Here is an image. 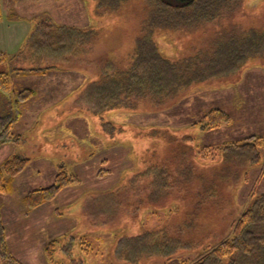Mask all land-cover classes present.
I'll return each mask as SVG.
<instances>
[{"label":"rangeland","instance_id":"1","mask_svg":"<svg viewBox=\"0 0 264 264\" xmlns=\"http://www.w3.org/2000/svg\"><path fill=\"white\" fill-rule=\"evenodd\" d=\"M44 3L46 9L29 13L30 21L36 20L33 24L46 18L91 33L70 52L48 56L49 49L36 50L27 41L15 55L20 60H14V66L24 71H18L10 87L33 92L18 106L23 119L17 132L26 131L27 139L0 148V165L15 154L29 158L23 172L13 179L11 191L0 193L12 252L25 264H50L44 252L47 242L72 235L76 237L75 264L80 260L83 264H183L229 237L234 221L255 195L264 193V144L259 163L233 166L224 176L218 174L223 170L224 154L215 147L241 142L252 134L264 136V50L234 74L194 83L166 105L153 107L141 101L138 109L115 107L95 113L80 99L85 85L107 70L129 68L153 6L148 0H128L117 8L108 5L98 15L97 0ZM231 5L220 17L192 29L155 28L158 50L178 60L207 47L220 35L240 36L251 30L264 34V0ZM45 67L49 69H32ZM215 107L229 112L231 122L203 130L201 118ZM31 132L41 139L44 150L34 148L38 141ZM186 138L192 139L186 142ZM185 142L195 146V154L183 149ZM162 166L171 173L185 168L186 175L170 177L166 193L152 202L149 172ZM61 167L80 182L64 187L51 201L25 215L23 196L53 184ZM210 183L218 186V192L204 195L203 204L196 206L195 188ZM102 192L108 197L98 195ZM147 231L165 233L174 242L180 241L181 247L169 259L152 256L131 263L116 258L120 238ZM85 248L88 255H84ZM56 255L63 256L60 249Z\"/></svg>","mask_w":264,"mask_h":264},{"label":"trees","instance_id":"2","mask_svg":"<svg viewBox=\"0 0 264 264\" xmlns=\"http://www.w3.org/2000/svg\"><path fill=\"white\" fill-rule=\"evenodd\" d=\"M126 1L128 0H97L96 11L98 15H103L104 9L108 5L114 4L117 8ZM148 1L153 7L145 20L147 25L145 33L136 41L131 55L132 64L126 70L119 72L118 68L107 70V73L105 72L101 77L85 85L80 99L95 113L115 107L138 109L141 101H147L153 107L166 105L167 102L176 99L183 89L194 83L234 74L245 61L257 52L264 50V34L251 30L240 34V36L220 35L207 47H201L195 53L178 60L165 57L160 53L153 39L155 28L163 30L192 29L212 18L220 17L223 14V9L229 3H232L231 7L234 8L241 0ZM90 33L89 30L57 25L50 19H43L31 33L28 46H32L36 50L49 49L48 56H55L58 51L70 52L77 42L86 41L84 38ZM0 59H4L1 52ZM108 67L111 68L110 65ZM32 69L46 70L49 67ZM19 70L24 71L23 68H18ZM10 84L8 75L0 72V91L14 93L12 98L15 104L19 105L31 97L32 89L17 91L10 87ZM20 116L21 111L16 108L14 116L2 125L0 143L20 141L21 134L13 131V124L19 120ZM231 120L229 112L215 107L204 114L200 123L203 130H211L218 128L223 123H229ZM191 139L186 138V142ZM186 142L183 144V149L189 148L195 154V146ZM263 144L264 136L252 134L241 142L215 147L216 150H222L224 154L223 170L218 171V174L227 175V172H232L230 168L233 166L243 167L247 164L259 163ZM213 154L215 155L216 152ZM28 163V157L15 154L0 165V193L7 194L11 191L13 179L23 172ZM162 167L163 169L156 168L149 172L152 174V178L148 196L152 202L155 198L166 193L171 183L170 177L179 176V179H182L181 177L186 175L185 168L179 173L176 171L171 173L170 170ZM78 182H80L78 176L68 173L61 167L53 184L31 190L23 196L24 214L27 215L41 204L51 201L64 187ZM114 191V193L118 192ZM113 192L108 193L112 194ZM217 192L218 186L212 183L199 184L195 188L193 200L197 201L196 206L200 207L204 202L202 198L204 195L214 196ZM108 193L102 192L98 195L103 196ZM107 197L103 196L104 199ZM139 200H141L139 204L145 202L141 198ZM1 214L0 210V264H25L10 250L6 237V225ZM75 238V236L68 235L64 238H53L47 242L44 252L50 264H75L73 263L75 261ZM179 242H174L165 233L147 231L135 236L120 238L116 244L115 255L117 259L131 263H138L142 259L152 256L169 259L181 247ZM81 244H85L84 247H87L85 242ZM58 249L63 254L60 258L56 255ZM84 250V255H88V249ZM82 262L83 260H80L79 264H83ZM183 264H264V193L255 195L251 204L234 221L232 234L229 237L215 245H209L195 260L186 259Z\"/></svg>","mask_w":264,"mask_h":264},{"label":"crops","instance_id":"3","mask_svg":"<svg viewBox=\"0 0 264 264\" xmlns=\"http://www.w3.org/2000/svg\"><path fill=\"white\" fill-rule=\"evenodd\" d=\"M0 2L2 7V18L0 19V52L4 55V59H0V65L4 66L0 72L6 73L11 81L14 78L17 79L19 76V65L14 66V64L15 61L18 62L20 58L15 57V55L19 54V51L22 50L24 43L28 41L37 24L41 20L46 19H38V22L36 24L34 22L33 24V21L36 20L31 19L30 21L31 17L29 13L35 11L37 8L41 10L46 8L45 3L44 6L41 4L43 0H0ZM13 89L17 90L15 87H13ZM11 96V93L0 91V128L14 116L15 110L19 106L14 103V99ZM22 119L23 116L14 122L13 131L15 133L18 131L17 129ZM59 121H61V119H59ZM19 134H21L22 138L24 137V139H27L26 131H22ZM32 137L34 140L36 139L38 141L34 148H40L41 146V150H44L45 146L41 143V139L37 138V134L32 133ZM10 145L9 142L0 143V148H6ZM41 154L44 155L45 153ZM3 221H5V219Z\"/></svg>","mask_w":264,"mask_h":264}]
</instances>
